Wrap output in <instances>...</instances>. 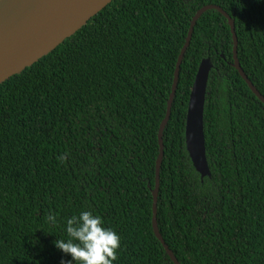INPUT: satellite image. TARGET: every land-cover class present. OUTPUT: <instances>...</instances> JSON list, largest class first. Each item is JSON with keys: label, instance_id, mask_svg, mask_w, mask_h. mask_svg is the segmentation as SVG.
<instances>
[{"label": "trees", "instance_id": "1", "mask_svg": "<svg viewBox=\"0 0 264 264\" xmlns=\"http://www.w3.org/2000/svg\"><path fill=\"white\" fill-rule=\"evenodd\" d=\"M206 5L234 21L240 67L264 97V0H113L0 84V264L69 260L54 241L84 210L120 236L114 264H174L152 229L158 131ZM232 49L227 20L206 11L163 131L156 220L179 264H264V105L231 66ZM206 58L201 179L185 118Z\"/></svg>", "mask_w": 264, "mask_h": 264}, {"label": "water", "instance_id": "2", "mask_svg": "<svg viewBox=\"0 0 264 264\" xmlns=\"http://www.w3.org/2000/svg\"><path fill=\"white\" fill-rule=\"evenodd\" d=\"M113 0H0V84L20 74L42 57L55 50L74 35L86 23L108 6ZM209 10L220 13L229 26L233 49L231 66L244 80L249 90L264 105V97L257 91L240 67L237 58V37L234 21L220 7L206 5L193 16L185 44L177 59L167 109L158 131L159 155L156 161L155 188L152 190V229L166 254L174 264H179L164 243L157 227V197L159 171L163 157V131L167 125L171 106L177 89L179 71L184 54L189 46L193 29L198 19ZM212 68L209 58L199 64L187 106L185 118V148L194 170L200 178L209 177L205 156L203 109L208 75Z\"/></svg>", "mask_w": 264, "mask_h": 264}, {"label": "clouds", "instance_id": "3", "mask_svg": "<svg viewBox=\"0 0 264 264\" xmlns=\"http://www.w3.org/2000/svg\"><path fill=\"white\" fill-rule=\"evenodd\" d=\"M51 225L57 223L54 214L47 216ZM66 239H56L54 247L70 257L60 264H114L121 246L120 236L112 228L105 227L101 216L84 210L64 222Z\"/></svg>", "mask_w": 264, "mask_h": 264}]
</instances>
